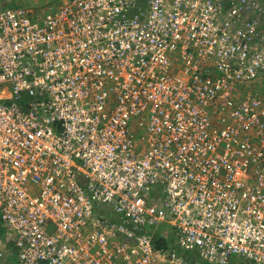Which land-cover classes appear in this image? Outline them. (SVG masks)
Returning a JSON list of instances; mask_svg holds the SVG:
<instances>
[{"label":"built area","instance_id":"obj_1","mask_svg":"<svg viewBox=\"0 0 264 264\" xmlns=\"http://www.w3.org/2000/svg\"><path fill=\"white\" fill-rule=\"evenodd\" d=\"M263 82L264 0L0 5V264H264Z\"/></svg>","mask_w":264,"mask_h":264},{"label":"rangeland","instance_id":"obj_2","mask_svg":"<svg viewBox=\"0 0 264 264\" xmlns=\"http://www.w3.org/2000/svg\"><path fill=\"white\" fill-rule=\"evenodd\" d=\"M63 0H0V5L5 6H23L40 12L53 9L58 3H62ZM263 2V0H262ZM60 3V4H61ZM258 95L264 96V82L259 86L254 87ZM2 241V240H1Z\"/></svg>","mask_w":264,"mask_h":264},{"label":"trees","instance_id":"obj_3","mask_svg":"<svg viewBox=\"0 0 264 264\" xmlns=\"http://www.w3.org/2000/svg\"><path fill=\"white\" fill-rule=\"evenodd\" d=\"M3 230H4V229H3ZM1 233H2V232H0V234H1ZM2 237H4V233H3V236H2ZM155 239H156V242H157V244H158L159 246H164V245L168 244L169 242L171 243V242L173 241L172 238H171V239H166V238H162V237H160L159 235H156ZM162 239L164 240V242L162 241ZM10 247H11V244H10ZM11 249H13V248H11ZM10 257L12 258L13 261H16L14 251L11 252ZM14 259H15V260H14ZM232 264H240V263H232Z\"/></svg>","mask_w":264,"mask_h":264},{"label":"crops","instance_id":"obj_4","mask_svg":"<svg viewBox=\"0 0 264 264\" xmlns=\"http://www.w3.org/2000/svg\"><path fill=\"white\" fill-rule=\"evenodd\" d=\"M60 3H61V2H60ZM60 3L56 4V5L54 6V8L57 7V6H59ZM0 232H2V233L0 234V245H3V240H4V238H3L2 236H3L4 230H3V227L1 226V223H0ZM1 240H2V241H1ZM15 263H16V262H15Z\"/></svg>","mask_w":264,"mask_h":264}]
</instances>
